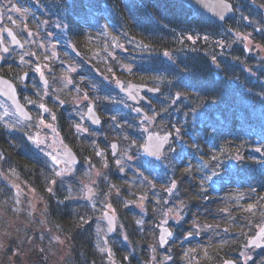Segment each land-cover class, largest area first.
Returning a JSON list of instances; mask_svg holds the SVG:
<instances>
[{
	"label": "trees",
	"instance_id": "16d2710c",
	"mask_svg": "<svg viewBox=\"0 0 264 264\" xmlns=\"http://www.w3.org/2000/svg\"><path fill=\"white\" fill-rule=\"evenodd\" d=\"M37 1L44 8L39 23L45 21L46 28L51 29L56 22L65 23L73 47L82 55L95 48L104 47L107 50L116 47L124 56L127 55L131 63L130 74L124 75L118 70L120 75L163 91L160 95L148 94V97L158 98L153 100L150 108L148 102H144L146 114L151 110L153 112L150 113L156 116L168 113L171 120L182 113L191 115L193 118L185 136L192 139V143L199 144L210 157L215 155L219 158L222 171L231 173V159L237 155L242 157L238 171L241 175H248L245 178L252 183L251 201L255 219H258L256 222L264 217V68L258 65L259 60L254 56L244 53L241 44L233 43L229 47L234 38L227 34L228 28L248 30L252 22L264 23L260 9L249 0H231L236 15L224 23H214L186 3L176 0ZM79 21L93 23L95 29L90 28L86 36L82 35L79 26L75 25ZM195 34L198 36L195 37ZM255 39L264 45V34L260 33ZM90 62L89 65L82 64L86 72H92L93 66L100 71L103 69L104 73L106 69L110 70L108 65L99 66L97 60ZM33 65V61L20 63L15 56L0 62V73L13 78ZM95 76L98 86L105 84L102 122H109V119L110 124L114 123L112 128L120 135L117 138L121 145L131 147V154L136 156L138 165L150 168L153 159L141 154L143 130L140 129V113L136 116L128 113L122 107L125 96L111 81L103 83L100 75L95 73ZM38 93L29 90L27 95L38 101ZM22 94L19 96L24 101ZM41 102L46 103L50 114L45 116L54 120L62 140L78 152L75 144H79L81 139L74 140L75 118L66 114L65 103L68 100L60 103L53 99L46 102L41 99ZM55 113L58 115L55 116ZM166 123L167 120H162L163 125ZM124 128H128L130 133L126 134ZM254 144L261 145V158L250 155L249 149ZM92 154L86 156L100 165ZM177 160L179 158L174 154L163 160L161 170L164 174L172 171L174 177L179 178ZM116 167L113 160L107 161L109 179L100 190L108 195L119 214L125 236L119 235V241L104 245L97 238L92 222L94 210L89 203L72 197L67 185L56 178V167L33 145L24 129H11L0 121L1 170L16 172L37 190L52 229L56 235H63L71 243L74 264H150L148 249L143 237L137 234L133 221L137 211L126 206V201L134 194ZM238 171L234 173L239 174ZM170 176L167 173L166 177ZM12 193L11 187L0 182V199L8 198ZM243 215L236 213L239 220H243ZM220 260L219 256L217 261Z\"/></svg>",
	"mask_w": 264,
	"mask_h": 264
},
{
	"label": "rangeland",
	"instance_id": "374dc122",
	"mask_svg": "<svg viewBox=\"0 0 264 264\" xmlns=\"http://www.w3.org/2000/svg\"><path fill=\"white\" fill-rule=\"evenodd\" d=\"M31 1L34 5H38L36 0ZM249 2L260 9L262 14L264 13L263 0H249ZM8 5L10 11L15 14L13 16L14 24L18 27L31 28L27 20L33 19L34 11L31 10L33 7L29 0H0V31L6 24L11 26L10 23H6V20L10 17ZM14 8H18L20 11H14ZM55 26L59 28L61 25L56 22ZM251 26L248 30L228 28L227 34L234 38L229 47L233 43L241 44L244 53L254 56L255 59L259 60L258 65L260 64L264 68V63H262L264 61V45L255 39L260 33L264 34V23L252 22ZM44 31L42 29V36L46 35V33H43ZM83 31H88V27H84ZM197 34L194 36L199 35ZM33 41L35 40L32 38H24L25 49L17 54L23 58V54L28 55L29 50L25 45H30ZM54 42H52L54 45H51L52 50L58 51L61 46ZM113 51L114 53L111 56L109 54L106 56L96 54L94 56L101 61H105L103 64L110 67V70L106 69L104 77L107 82L115 83L116 79L124 78L118 73V70H121L124 75L130 74L128 69L123 70L120 68L131 66V63L127 55L124 56L120 50L114 49ZM13 53L17 55L15 51L4 54L0 52V59L12 58ZM41 58L45 59L50 67L51 65L59 67L55 57L43 53ZM26 60L20 59L19 62L24 63ZM66 61H68L67 66L59 70L58 73L53 72V70L50 71L49 67L42 64L43 67L40 71L36 69L34 71L36 75L39 72V74H45L49 82L47 92L42 91L44 96L57 95L55 89L59 88L67 90L60 91L61 94L64 92L69 94L71 89L77 90V92L70 95L68 106L73 107L74 111L75 108L83 110L82 100L84 98L78 92V85L74 79V74L78 72L79 66L75 65L71 59ZM213 64L217 68L214 61ZM245 69L251 72V69L247 66H245ZM124 79L125 81L130 80L128 78ZM130 81L134 80L131 79ZM16 84L21 86V82H16ZM162 93L163 91L159 95ZM61 94H58V98H61ZM157 98V96L148 97L149 108L153 106V100ZM184 99L180 103L181 106ZM75 104L76 107H74ZM139 104L145 110L144 103ZM127 105V102L122 103L124 109ZM68 106H65L67 108L66 112L71 113ZM45 111H47L45 107H41L38 114L34 111L30 123H26L18 118L7 101L0 98V121L6 124L8 128L24 129L33 145L44 153L56 167V173H61L56 175V178L67 185L72 197L74 199H84L89 203L94 210L92 222L97 238L104 245L110 241H119V235L121 237L125 236L119 214L116 213L114 206L110 203L108 195L106 196L100 190V187L109 179L106 170L108 160H113L114 164H117V172L122 175V179L132 195L134 194L126 201V206H131L137 211L133 221H135L137 234L143 237L148 249L147 256L150 264H215L221 248L223 249L225 245L230 247L234 243L246 241L251 236L252 231L261 224L263 218L260 219V222H256L258 219H255V210L253 208L249 209V205H253L251 202L253 193L250 190L252 183L246 180L241 182L235 176L232 177L233 174L230 175L222 171L219 167V158H216L215 155L210 157L199 144L192 143V139L185 136L187 127H189L193 118L191 115L182 113L180 117L174 116L175 119L171 120L172 117L168 113L156 116L154 113H150L153 112L151 110L148 111L147 116L151 117L153 115V120L146 117L145 120L141 119L140 121V129L147 126V130L168 131L172 134L170 142L165 146L163 153L157 160L162 162L173 154L177 155L179 160H177L176 171L180 176L175 178L172 171L168 172L171 176L166 177L160 171L161 166L158 163L150 168L138 165L135 159L136 156L134 157L131 154V147L121 145V141L118 142L116 151L112 152L110 149L111 142L118 140L116 137H120V135H116V137L112 135L115 129L112 128L114 123H109L107 127L108 122L105 120L98 130L90 129L85 128L84 117L82 119L76 117L73 122L74 140L76 139L77 142L78 139H81L79 144H75L80 162L68 166L59 159L61 162L57 164L53 160V156L57 157L54 152L63 150L67 144L55 128L54 120L52 121L51 118L45 116ZM57 115L55 113V116ZM162 120H167V123L163 125ZM108 121L110 122L109 119ZM168 124L170 125L169 128L166 127ZM78 125L79 127H77ZM256 145L258 146V144ZM90 153H93L92 157L98 160L100 165L95 164L91 157L86 156ZM97 153L101 154L97 155ZM142 155L144 156V154ZM117 161H120V163H117ZM235 165L239 167L236 159L232 165V170L236 173L239 168ZM245 172L248 173L247 170ZM238 173L241 175L239 171ZM241 176L248 177L246 174ZM1 181L10 186L13 193L8 198L0 199V264H74L72 245L66 237L56 235L52 229L45 211V205L37 190L11 170L4 172L0 168ZM173 182L175 187L171 192L167 191ZM86 185H90L92 191L88 193V197L84 198ZM142 198L143 205L140 204ZM107 204L112 205L111 210L107 208ZM170 208L179 210V219H176L172 213H169L167 217L164 215ZM105 211L111 212L116 219L114 231H110L103 220ZM239 212L244 214L243 220H239V217L236 216V213ZM137 221H141V223H137ZM165 221L170 227L171 234L167 243L160 245L157 239L158 231ZM185 233H196L198 237L196 240L184 242L183 236ZM240 254L244 260L240 264L247 263L245 258L248 255H252L254 258V261L250 264H264V252L261 253V250L248 249L245 246ZM110 264L117 263L111 262Z\"/></svg>",
	"mask_w": 264,
	"mask_h": 264
},
{
	"label": "flooded vegetation",
	"instance_id": "af4514ba",
	"mask_svg": "<svg viewBox=\"0 0 264 264\" xmlns=\"http://www.w3.org/2000/svg\"><path fill=\"white\" fill-rule=\"evenodd\" d=\"M10 10L11 9L8 6V14H9L10 17H9L8 20H6L7 21L6 23H10L11 26L8 25V24H6L4 26V28L0 31V41L2 40L7 45V49H8V47H10L9 51H7V52L15 51L16 54H17L18 52L21 53L22 49H25L24 47L23 48H17L16 46L11 45L10 40H9V38H8L6 32H5V29L7 27H11L13 29V31L16 33V35L21 39L22 42H24V38H32L33 40H35L30 45H27V46L25 45V47H27V49L29 50V54L28 55L23 54V56H24L23 59L26 58L28 62H31L33 60V56L35 55L36 56L35 57V61L38 62L36 65H34L36 69L38 67L41 69V67H43V66H41V64H42L44 66L49 67L50 71L53 70L52 67L49 66L48 62H46L45 59L41 58V55H43V53L44 54L47 53L48 55H51V56L55 57L57 59V62L59 63V66L60 67L67 66V62L68 61H66V60H69V59L72 58V52H74V50L73 49L71 50V49H69L68 47H66L64 45V43H63L64 42V39L59 38L60 41H62V42H56V44L58 46H61V48H59V50H58L60 52V54L58 55V53H59L58 51L52 50V47L49 48V46L51 44H50V42H46V39H48V38H46V36H44V35L42 36L41 35L42 33L40 32V29L37 28L36 22H33L32 20L28 19L27 20L28 23L29 24H33L34 27H32V26H31V28H28V27L24 28L25 26L18 27L17 25L14 24V21H13V16H15V14L12 13ZM23 35H24V37H23ZM56 36L57 35H55V34H49L48 35V37H51L50 38L51 41H54V38ZM95 49H93V50L96 51V53L98 55H102L103 54L105 56L106 50L103 47L102 48H98L96 50ZM7 52L2 51L1 53L4 54V53H7ZM53 53H55V55H53ZM88 53L89 52H86V53H84L82 55L79 51H76V55L75 56H77L79 58V57H83V56L88 55ZM14 55L15 54L13 53V57L17 56L18 54L15 55V56ZM110 55H113V53L110 52ZM7 59H10V58H7ZM20 59H21V55H19L18 61ZM4 60H5V58H4ZM93 60H97V59L93 56ZM97 61L99 62L98 63L99 66L104 63V61H101L100 59H98ZM79 70L80 71L76 72L75 75L77 76L76 77L77 80H80V78H81L82 83H83V89L81 91L82 92L81 94H82V97L84 98V100H82L83 101L82 102V105H83V108H84L83 110L84 111L81 110L80 108H77V109L75 108V111H74L73 110V107L71 108V106H70V112L72 113V111H74V113H72V114L75 117H79L80 119H82V117L85 116L86 108L91 104L92 107H93V109L96 111V113L98 114L99 118L102 121L103 111H102L101 106L103 105V102H104V100H103L104 99V90H103V87H104L105 84L102 85V86H98V84H96V76H95V73H98L99 74L100 72H97V71L86 72V70L83 69V68H81ZM23 73H25L26 76L22 80L21 79V76H22ZM10 79L13 81V83L17 87L18 95H21L23 93L22 95H23V98L25 99L24 102L26 103L27 106L30 107L29 110L31 111L32 114H34V111L37 113V111H39L41 109V105H44L45 109H47L48 113L50 114L49 109H48L46 103H44V102L39 103L40 101L32 100L27 95L29 93V90L35 89L36 92L41 91L40 90L41 87L38 86V82H39L38 79L35 78L33 76V74L30 73V70L24 69V70L20 71L19 76H14L13 78H10ZM99 79H101V81L103 83L105 82L104 78L101 75H100ZM16 82H21V86L20 85L17 86ZM124 82H126L125 84L127 85L128 83H130L132 81L129 80V81H124ZM48 83H47V86H48ZM46 89H47V87H44L43 88L44 92L46 91ZM79 89H80V87L78 86V90ZM64 90L65 89L61 90L60 88L57 89V90L55 89L57 95H52V96L46 95L45 96V102L46 101H49V100H52V99L54 101H58V94H61L60 91L62 92ZM65 91H67V90H65ZM50 98H52V99H50ZM29 100H31L32 103H29ZM127 100L128 99L126 97L125 102H127L128 105H127V107L125 109L127 111L131 112L132 109L135 107V105L137 103L136 104L134 102L133 103H129ZM142 101H146V99H144ZM33 104H36L37 107H35V105L33 106ZM76 104L74 105V107H76ZM131 114L133 116H136V113L133 112V111L131 112ZM53 115H54V112H53ZM84 124H85V128L88 127L90 129H94V128H92L90 126L89 122L86 119H85ZM134 124H136V123H134ZM99 128H100V126H99ZM124 130H125V132L127 134L130 133L129 130H128V128H124ZM43 136H45V135H43ZM245 246L248 249L261 250V253L264 252V246L263 245L261 247L260 246H248L247 245V240H246L245 243H241V242L234 243V246L233 247H228V246L225 245V247H223V249L221 248L220 255L226 257L225 259L232 258L234 260L235 264H240L241 261H244L242 259V255L240 254V251ZM224 248H228L229 251H226ZM252 261H254V258H253L252 255H248V257L245 258V262H247L246 264H250Z\"/></svg>",
	"mask_w": 264,
	"mask_h": 264
},
{
	"label": "water",
	"instance_id": "95a60500",
	"mask_svg": "<svg viewBox=\"0 0 264 264\" xmlns=\"http://www.w3.org/2000/svg\"><path fill=\"white\" fill-rule=\"evenodd\" d=\"M176 1H181L186 4H188L193 10H195L197 13L202 14L209 20L213 22H218L221 23L228 19L229 17L234 15V10L231 6L230 1L228 0H176ZM227 5L225 7L224 5ZM11 31V34H9V31ZM7 33L11 39L12 44H15L17 46H21V42L19 39L15 36L13 31L11 29H7ZM13 37L16 38L18 43L13 42ZM2 48L4 46L2 45ZM24 77V75L22 76ZM43 84H45L44 79L42 78ZM117 87L119 90H121L123 93L129 95V97L133 100L135 97L133 96L134 92L138 97H142L141 92H146V93H157L158 88H153L149 87L144 84H138V83H133L129 84L127 87L123 88L122 87V82L119 80L117 82ZM0 96L7 99L15 113L22 119L29 120L31 118L30 112L27 110V108L19 101L17 92L15 90V87L13 83L7 79L4 76H0ZM139 109V108H138ZM86 117L87 119L94 125L96 126L99 123V117L97 113L93 110L92 106H89L86 111ZM98 121V123L96 122ZM166 137V140L161 141V138ZM170 137V133H162L159 135L157 132H148L144 141V144L142 146V149L144 152H146L149 155H158L161 153L163 150L164 145L168 142ZM116 142L113 141L111 143L112 151L115 152L116 150ZM251 154L254 156H261L262 152L259 147L254 146L250 150ZM58 156H61L67 165H72L76 164L78 162V157L75 154V152L70 148L66 147L62 153L56 152ZM233 162V161H232ZM91 189L90 185H86V191H85V197H88V190ZM105 213H108V216H110L111 219V224H109V219L107 216H105ZM103 219L105 223L107 224L108 228H111V231H114L115 229V218L112 215L111 212L105 211L103 213ZM262 229H264V224L257 229L255 234L249 239L248 245H264V242L261 240L264 234H262ZM167 232V235L165 236L164 240H160V236L162 232ZM170 234V229L167 226H161L159 229V234H158V242L163 245L167 241V236ZM194 235H186L185 239H194ZM255 241V243H253ZM227 261H232V260H227ZM233 262V261H232Z\"/></svg>",
	"mask_w": 264,
	"mask_h": 264
},
{
	"label": "snow or ice",
	"instance_id": "6c2138e0",
	"mask_svg": "<svg viewBox=\"0 0 264 264\" xmlns=\"http://www.w3.org/2000/svg\"><path fill=\"white\" fill-rule=\"evenodd\" d=\"M224 6L227 7L226 4H225ZM13 10H14V11H20V9H18V8H14ZM8 31H9V34H11V31H10V30H8ZM189 39H191V37H189ZM13 42H14V43H18V41L16 40L15 37H13ZM4 51L7 52V51H9V49L5 48ZM53 55H55V53H53ZM21 60H23V57H21ZM36 70H37V71H40V68H37ZM41 75H43V73H41ZM69 82H70V81H69ZM29 103H32V101L29 100ZM41 107H44V105H41ZM45 110H47V109H45ZM96 122L98 123V121H96ZM77 127H79V125H78ZM85 131H87V129H85ZM163 140H166V137L161 138V141H163ZM100 154H101V153H97V155H100ZM53 160L56 161L57 164H59V163L61 162V161H60L57 157H55V156H53ZM117 163H120V161H117ZM121 170H122V169H121ZM60 174H61V173H56V175H60ZM53 182H54V181H53ZM174 187H175V183L173 182L172 186L169 187V188L167 189V191L171 192L172 189H173ZM48 191L51 192L52 189L49 188ZM91 191H92V190L89 189V193H91ZM140 204L143 205V198L140 200ZM106 206H107L108 209H110V210L112 209V205H111V204H107ZM252 207H253V205H249V209H251ZM169 213L174 214L176 219H179V218H180V216H179V210H178V209H177V210H174V209H171V208H170V209H168V212L164 213V215L167 217V216L169 215ZM105 216L108 217V219H109V224H111V219H112V218H111L110 216H108V213H105ZM81 219H83V218H81ZM137 223H141V221H137ZM165 223H166V221H165ZM109 230L111 231V228H109ZM262 234H264V229H262ZM166 235H167V232H166V231H165V232H162V233H161V236H160V240L163 241ZM189 235H191V233H189ZM126 238H127V237H125V239H126ZM253 243H255V241H253ZM101 251H104V249H101ZM224 264H233V262H232V261H225Z\"/></svg>",
	"mask_w": 264,
	"mask_h": 264
}]
</instances>
